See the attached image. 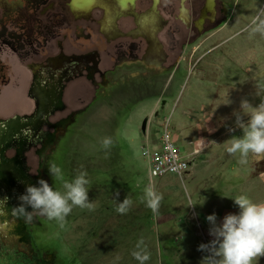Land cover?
<instances>
[{"label":"rangeland","instance_id":"obj_1","mask_svg":"<svg viewBox=\"0 0 264 264\" xmlns=\"http://www.w3.org/2000/svg\"><path fill=\"white\" fill-rule=\"evenodd\" d=\"M229 4L228 21L195 32L192 48L187 49L191 58L182 65V73L158 77L150 97L139 103L122 98L128 107L118 99L97 110L93 104L86 110L91 114L88 120L84 122L86 112L76 115L49 150L58 144L51 155L39 159L35 152L29 154L33 176L35 171L42 174L30 185L44 179L54 190L64 191L62 182L49 175L51 163L69 181L86 170L89 201L96 209L73 207L60 228L55 220L39 215L26 223L11 215L9 206L7 214L0 215V264H15L18 254L44 264L40 252L51 253L57 264H138L131 252L141 238L151 254L146 264H201L208 253L198 247L213 239L207 216L215 214L220 224L227 214H238L233 198L241 194L264 203V157L250 155L242 166L238 156L227 154L225 143L243 135L235 123L237 113L244 122L249 119L241 101L257 107L264 100V37L243 31L264 0H229ZM226 99L230 103L224 104ZM215 100L219 104L213 109ZM166 119L170 139L181 154H188L201 138L208 147L182 181L175 175L154 180L156 191L163 194L154 215L139 199L150 184L141 146L144 142L154 148ZM197 124L202 129L193 127L192 132L189 127ZM105 137L113 140L107 152L101 147ZM126 197L133 201L132 207L127 214H118L117 204ZM39 221L42 225L35 229L34 239L32 227ZM257 264H264V257Z\"/></svg>","mask_w":264,"mask_h":264},{"label":"flooded vegetation","instance_id":"obj_2","mask_svg":"<svg viewBox=\"0 0 264 264\" xmlns=\"http://www.w3.org/2000/svg\"><path fill=\"white\" fill-rule=\"evenodd\" d=\"M206 1L0 0V199L9 197L8 208L42 175L33 176L29 154L43 158L76 115L115 99L128 107L124 97L139 103L158 77L182 73L195 32L229 19V0H214L203 17ZM18 256L15 264H38Z\"/></svg>","mask_w":264,"mask_h":264},{"label":"clouds","instance_id":"obj_3","mask_svg":"<svg viewBox=\"0 0 264 264\" xmlns=\"http://www.w3.org/2000/svg\"><path fill=\"white\" fill-rule=\"evenodd\" d=\"M250 37H264V7L256 8L255 15L243 29ZM136 76L137 73H132ZM230 101L226 99L224 104ZM240 108L248 116L247 122L236 114V127L243 132L242 136H233L225 143L226 152L230 156H238V163L246 166L249 156L264 157V100L257 107H253L247 100L241 101ZM113 145L110 137L101 141V147L106 152ZM49 175L62 182L63 192L54 190L44 179H39L37 185H27L25 192L18 197L20 203L11 208V215L31 222L34 215L55 220L60 228H64L66 218L73 207L95 211L96 205L89 201V180L86 170H80L71 180H66L62 169L55 163L48 165ZM118 195V193H117ZM152 213L158 214L163 194L158 193L154 185L149 184L139 198ZM234 199L239 208L238 214H227L222 223L217 224L215 214L206 217L211 225L209 235L213 239L207 244H200L198 251L207 252L201 264H257L264 257V203H256L247 195L241 194ZM9 197L0 199V215L7 214ZM203 203V202H202ZM201 203V204H202ZM133 201L126 197L117 204L116 212L125 215L131 209ZM195 204H190L192 206ZM131 256L138 264H146L151 254L143 238L139 239ZM119 260L120 257L115 258Z\"/></svg>","mask_w":264,"mask_h":264},{"label":"built area","instance_id":"obj_4","mask_svg":"<svg viewBox=\"0 0 264 264\" xmlns=\"http://www.w3.org/2000/svg\"><path fill=\"white\" fill-rule=\"evenodd\" d=\"M207 147L205 141L198 140L194 142L188 154H181L170 139L168 119H166L154 148L152 149L149 144L144 142L141 146V155L147 165L150 184L154 185V180H161L167 175H175L182 181L190 164Z\"/></svg>","mask_w":264,"mask_h":264},{"label":"water","instance_id":"obj_5","mask_svg":"<svg viewBox=\"0 0 264 264\" xmlns=\"http://www.w3.org/2000/svg\"><path fill=\"white\" fill-rule=\"evenodd\" d=\"M214 5H215L214 0H207L206 3L204 4L203 10H202V16L204 17L206 13H210L211 16H212L213 13H214ZM200 25H201V21L198 23V26H197L199 30H201V26ZM141 129L144 130V125H142ZM57 146H58V144L55 146V148H57ZM55 148H54V151H55ZM54 151H50L48 154L51 155ZM46 160L47 159H45V161H44L42 166L46 165V163H47Z\"/></svg>","mask_w":264,"mask_h":264},{"label":"crops","instance_id":"obj_6","mask_svg":"<svg viewBox=\"0 0 264 264\" xmlns=\"http://www.w3.org/2000/svg\"><path fill=\"white\" fill-rule=\"evenodd\" d=\"M216 101H217V100L214 101V104H213L214 107H213V109L216 108V107H218L219 102H218V101L216 102ZM183 110H184V109H183ZM184 111H185V110H184ZM214 113H215V112H214ZM185 115H186L187 117H189V118H190V117L192 118V116H191L188 112H187ZM205 115H206V114H205ZM206 116L210 117L209 114H207ZM215 118H217V115H216ZM215 120H216V119H213V118L210 119V121L213 122V123L215 122ZM198 122H199V124H200V123H201V120L198 121ZM193 127H194V130L197 129L198 132H200V130L202 129V126H200V125L197 124V125H194V126L189 127V129H190L192 132H194ZM203 139H204V138H201L199 141H201V140H203ZM204 141H205V139H204ZM190 142H191V141H189V143H190ZM191 164H192V163H191ZM191 164H190V166H191ZM190 166H189V168H190ZM203 167H204V166H203ZM189 168H188V170H187V172H186L185 175H188ZM190 171H192V169H191Z\"/></svg>","mask_w":264,"mask_h":264},{"label":"bare ground","instance_id":"obj_7","mask_svg":"<svg viewBox=\"0 0 264 264\" xmlns=\"http://www.w3.org/2000/svg\"><path fill=\"white\" fill-rule=\"evenodd\" d=\"M1 130V129H0Z\"/></svg>","mask_w":264,"mask_h":264}]
</instances>
